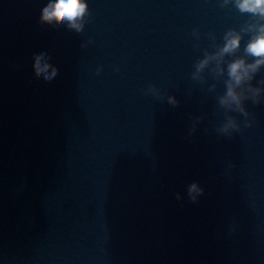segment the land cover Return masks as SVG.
<instances>
[{
	"label": "water",
	"instance_id": "95a60500",
	"mask_svg": "<svg viewBox=\"0 0 264 264\" xmlns=\"http://www.w3.org/2000/svg\"><path fill=\"white\" fill-rule=\"evenodd\" d=\"M46 3L0 0V264H264V102L245 101L247 116L219 103L250 34L223 73L212 61L192 78L249 15L86 0L76 33L41 25ZM42 51L51 82L32 70ZM230 117L240 131L225 136Z\"/></svg>",
	"mask_w": 264,
	"mask_h": 264
},
{
	"label": "clouds",
	"instance_id": "9594fccd",
	"mask_svg": "<svg viewBox=\"0 0 264 264\" xmlns=\"http://www.w3.org/2000/svg\"><path fill=\"white\" fill-rule=\"evenodd\" d=\"M234 6L241 14H248L247 21L239 30L229 28L222 37L223 43L218 47L214 54H207L202 60L195 64L193 79L197 78L210 62L215 61L216 67L213 71L217 74L224 72L220 66L226 55L231 56L241 48L243 34H250L243 47V56L236 57L227 63V79L224 81L226 86L225 94L220 97L219 103L232 111L247 116L248 111L245 108V101H251L253 104L264 102V79L252 83L255 75L261 67H264V0H219L221 8ZM90 12L86 0H47L45 6L39 13L38 22L41 25L60 26L64 25L67 29L80 33L83 31L85 23L88 22ZM255 21V22H250ZM198 31L193 30V35ZM87 45H82L86 47ZM245 57H250L248 62ZM50 56L46 51L34 54L32 57V70L34 76L43 78L44 81L51 82L58 75V68L50 63ZM97 69V74H99ZM145 94H151L157 99H162L158 89L154 85H149ZM167 103L176 106V101L172 96L167 97ZM250 121L245 126H250ZM234 130L240 131L239 125L234 118H228L221 125L219 131L229 136ZM194 131V128L191 130ZM204 189L193 181L187 187L188 197L192 202H197V197L203 194ZM179 199V194H177Z\"/></svg>",
	"mask_w": 264,
	"mask_h": 264
}]
</instances>
